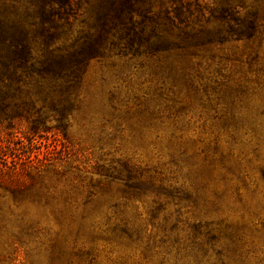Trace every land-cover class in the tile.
<instances>
[{"label":"rangeland","instance_id":"rangeland-1","mask_svg":"<svg viewBox=\"0 0 264 264\" xmlns=\"http://www.w3.org/2000/svg\"><path fill=\"white\" fill-rule=\"evenodd\" d=\"M0 2L29 44L0 101V264H264V0Z\"/></svg>","mask_w":264,"mask_h":264},{"label":"trees","instance_id":"trees-1","mask_svg":"<svg viewBox=\"0 0 264 264\" xmlns=\"http://www.w3.org/2000/svg\"><path fill=\"white\" fill-rule=\"evenodd\" d=\"M45 16H70L75 14L77 0H35ZM117 0H100L104 5H111ZM123 1V0H118ZM126 1V0H125ZM57 4V7L54 4ZM4 3L0 2V101L10 92L13 80H18L21 70L28 69L29 44L27 38L20 31L17 35L15 20L4 10ZM98 39H82L77 47L71 50H58L55 56L43 63L45 70H56V73L67 77L77 71L79 64L97 53ZM55 53V52H50ZM44 73V72H42Z\"/></svg>","mask_w":264,"mask_h":264}]
</instances>
